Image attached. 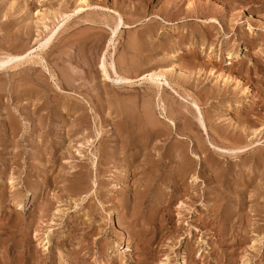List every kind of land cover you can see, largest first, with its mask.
Here are the masks:
<instances>
[{"label": "rangeland", "instance_id": "obj_1", "mask_svg": "<svg viewBox=\"0 0 264 264\" xmlns=\"http://www.w3.org/2000/svg\"><path fill=\"white\" fill-rule=\"evenodd\" d=\"M88 2L0 0V264H264V0Z\"/></svg>", "mask_w": 264, "mask_h": 264}, {"label": "bare ground", "instance_id": "obj_2", "mask_svg": "<svg viewBox=\"0 0 264 264\" xmlns=\"http://www.w3.org/2000/svg\"><path fill=\"white\" fill-rule=\"evenodd\" d=\"M192 2H193V0H192ZM79 3H80V6L77 8V9H83L84 7H85V5L86 6H88V0H79ZM55 15H56V13H55ZM62 18H64V16H62ZM58 19V18H57ZM60 21V20H59ZM261 22V21H260ZM260 25V24H259ZM263 27V26H262ZM133 42V41H132ZM128 44V43H127ZM139 45V44H138ZM131 47V46H130ZM133 47H131V49H132ZM43 49H41V51H42ZM129 50H130V48H129ZM139 50V49H138ZM21 51V50H20ZM131 51V50H130ZM128 52V51H127ZM16 54H17V52H15ZM124 53V52H123ZM231 53V52H230ZM19 54V53H18ZM38 54H41V53H38ZM140 54V53H139ZM13 55H15V54H13ZM229 55H231V54H229ZM21 56V55H20ZM18 57V56H17ZM39 57V56H38ZM37 57V58H38ZM173 57V56H172ZM231 57H234V55L232 54L231 55ZM139 58V57H138ZM135 58H133V60H134ZM174 59V58H173ZM177 59V58H176ZM32 60H34V59H32ZM36 60V59H35ZM38 60V59H37ZM40 60H41V58H40ZM30 61V60H29ZM116 61V60H115ZM122 61V60H121ZM126 61V60H125ZM131 61V60H130ZM4 62V61H3ZM31 62V61H30ZM37 62V61H36ZM118 62H120V61H118ZM32 63V62H31ZM36 64H38V63H36ZM121 64H122V66H125V67H127L128 66V64L127 63H125V62H121ZM130 64V63H129ZM137 63H135V62H133V64H131V66H133V70H132V72H129V71H131V69L128 71V74L130 75L129 77L131 78V75L133 76V74H135V73H137V74H142V77H143V80H147V78L148 77H150L153 81H167L168 82V67H166V68H168V69H166V68H161V69H156L155 71H150V72H147V73H144V75H143V71L142 72H140V71H137L138 70V68H139V64H137ZM24 65V64H23ZM5 66V65H4ZM149 66V65H148ZM16 67V66H15ZM14 67V68H15ZM20 67V66H19ZM173 67V66H172ZM174 67H179V69H181L182 67H181V65H179L178 63H176L175 65H174ZM13 68V67H12ZM142 68H144V67H142ZM184 70V69H183ZM134 71V72H133ZM135 71H137V72H135ZM187 71V70H186ZM103 72H106V69L103 67ZM171 72V71H170ZM173 74V73H172ZM211 74H213L216 78H217V81L218 80H222L225 84H230L233 80H237V81H240L239 79H235L234 78V76L232 75V73L228 70H224V69H217V68H212L211 69ZM123 76H125V75H123ZM141 76V75H140ZM127 78H128V76H126ZM123 80H125V81H127L126 80V78H122ZM132 79V78H131ZM130 79V80H131ZM150 79V80H151ZM129 80V79H128ZM152 81V82H153ZM130 82V81H129ZM3 84V83H2ZM235 84H236V82H235ZM154 85V84H153ZM231 85V84H230ZM243 86V85H242ZM26 92H28V91H26ZM242 92L245 94V95H247V96H249L250 94H251V92H250V87L248 86V83L246 84V86L244 85V88L242 89ZM31 94V93H30ZM148 94H150V93H148ZM26 95V94H25ZM156 95V94H155ZM32 96V95H31ZM33 97V96H32ZM31 97V98H32ZM155 97V96H154ZM32 100V99H31ZM34 100V99H33ZM36 100V99H35ZM108 100V99H107ZM120 100V99H119ZM144 100V99H143ZM147 100V99H146ZM37 101V100H36ZM116 101V100H115ZM130 101H132V99L130 100ZM136 101V100H135ZM151 101V100H150ZM162 101V100H161ZM168 101V100H167ZM35 102V101H34ZM123 102V101H122ZM143 103H144V101H142ZM153 102V101H152ZM151 102V103H152ZM166 102V101H165ZM174 102V101H173ZM117 103V102H116ZM120 103V102H119ZM125 103V102H124ZM131 103H134V102H131ZM147 103L148 104H145L144 103V105L145 106H143L142 107V111H143V114L141 115L140 113H139V115H141L140 117H139V115H138V120H137V118L136 119H133V117L136 115L137 116V104H133V107L131 106L129 109H127L126 107H124V106H121V108L118 110V113H119V115L120 116H122L124 119H125V122H124V124H118V126H117V128H116V130L117 131H119L120 133L122 132H125V131H127L128 129H129V126H131L132 128H133V131L134 130H136V133H137V135H138V144L140 145V146H142V147H147V145H148V142L149 141H152L154 138H159V137H162L163 135L165 136V131L164 130H162V128L164 127H162V123H169V124H175L174 123V121L172 120V119H169V121H165V120H160V118L158 119L157 118V116L156 115H154L153 113H154V110H152L151 108H154L153 106L152 107H150V105L149 104H151V103H149L148 101H147ZM167 104V103H166ZM130 105V104H129ZM152 105V104H151ZM154 105V104H153ZM164 105V104H163ZM162 105V106H163ZM128 106V105H127ZM134 106L136 107L135 109V111L134 112H137V113H135L134 114V112H133V108H134ZM160 107H162L161 105H159ZM170 106V105H169ZM174 106V105H173ZM110 107V106H109ZM111 108V107H110ZM171 108V107H170ZM128 110V112H127V110ZM162 109H163V107H162ZM172 109V108H171ZM114 110V109H113ZM129 111L131 112H133V114H132V112H131V114L129 113ZM164 111H165V109H164ZM78 111H77V106H76V108L74 109V114H76ZM72 113H73V111H72ZM127 113H129L130 115L128 116V114ZM162 115H164V114H162ZM173 115V114H172ZM165 119H167V118H169L168 116H163ZM237 119V118H236ZM235 120V119H234ZM238 120V119H237ZM241 120V119H240ZM12 122V121H11ZM112 122V121H111ZM243 122V121H242ZM247 122V121H246ZM28 123V122H27ZM166 125V124H165ZM11 126H12V124H11ZM170 126V125H169ZM175 126V125H174ZM203 126H204V123H203ZM245 126V125H244ZM135 127H137V129L135 128ZM162 127V128H161ZM165 128H167V127H164V129ZM169 128V127H168ZM253 128V127H252ZM251 128V129H252ZM249 129H250V127H249ZM186 130V129H185ZM258 131H260V129L258 130V129H255V128H253V131L251 132L253 135H256V134H258L259 132ZM216 133V132H215ZM168 134V133H167ZM181 134V133H180ZM80 135V134H79ZM101 134L100 133H98V136H100ZM116 135V134H115ZM197 136V135H196ZM88 137V136H87ZM241 138V137H240ZM238 139H239V137H238ZM242 139V138H241ZM87 140V139H86ZM238 142H239V140H237ZM85 142H87V141H85ZM243 143H246V142H243ZM87 145H89L90 146V149H91V147L93 146V143L91 144V142H90V140L87 142ZM134 145V144H133ZM234 145V146H233ZM84 145H82V147H83ZM171 146V145H170ZM189 146V145H188ZM207 146V145H206ZM224 146V145H223ZM232 146L233 147H231L232 149H230V150H234V151H240V150H242V147H240L239 148V146L238 145H235V144H232ZM186 147V146H185ZM228 148V147H227ZM198 149V148H197ZM141 150V149H140ZM150 150V149H149ZM178 149H175V151H177ZM138 152V151H137ZM149 152V151H148ZM172 152H174V151H172ZM198 152H201V153H204V149L202 148V147H199V151ZM179 153V152H178ZM142 154V153H141ZM208 154V153H207ZM198 155V154H197ZM184 156V155H183ZM204 156V155H203ZM178 157V156H177ZM259 157V156H258ZM144 160V159H143ZM169 160V159H168ZM202 160V159H201ZM131 161V160H130ZM132 162V161H131ZM126 163V162H125ZM132 164H134V162H132ZM148 165V164H147ZM123 166H125V165H123ZM122 166V167H123ZM127 166H128V164H127ZM129 167V166H128ZM194 167H195V162H194V160H192L190 157H188L187 155H185L184 156V159H183V161H182V163H181V166H180V170H178V177L180 178V179H184V178H186L190 173H192V171L194 170ZM126 169V168H125ZM132 169V168H131ZM127 170V169H126ZM179 179V180H180ZM193 179V178H192ZM9 181H10V183L11 184H13L14 183V181H15V179L13 178V177H10L9 178ZM179 185V184H178ZM184 185V184H183ZM184 205H183V202L180 204V208H181V210H182V207H183ZM183 214V213H182ZM171 217V216H170ZM50 236V235H49ZM47 237L45 240L47 241L46 242V244H45V250L46 251H49L50 250V247L52 246L51 245V239H50V237ZM262 241V240H261ZM129 248H130V246H129ZM50 252V251H49ZM248 262V261H247ZM182 264H189L188 263V260H187V257L184 255L183 257H182Z\"/></svg>", "mask_w": 264, "mask_h": 264}]
</instances>
